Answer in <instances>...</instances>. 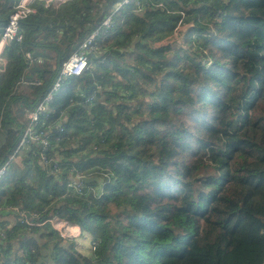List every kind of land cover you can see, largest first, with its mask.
I'll use <instances>...</instances> for the list:
<instances>
[{
  "label": "trees",
  "instance_id": "trees-1",
  "mask_svg": "<svg viewBox=\"0 0 264 264\" xmlns=\"http://www.w3.org/2000/svg\"><path fill=\"white\" fill-rule=\"evenodd\" d=\"M122 1L35 2L4 47L0 264H264V0ZM15 3L0 0V32ZM95 30L41 116L48 146L16 150ZM76 171L98 181L75 190Z\"/></svg>",
  "mask_w": 264,
  "mask_h": 264
},
{
  "label": "built area",
  "instance_id": "built-area-1",
  "mask_svg": "<svg viewBox=\"0 0 264 264\" xmlns=\"http://www.w3.org/2000/svg\"><path fill=\"white\" fill-rule=\"evenodd\" d=\"M68 0H16L14 10L9 15L8 20L0 32V63L5 68L6 57L4 55V47L7 44H11L13 41H20L22 33L19 31L18 21L21 18L27 16V14L34 12L35 9L32 6L35 2L43 3L44 6H57ZM127 0H123L121 3L116 5V9L119 8L122 4H125ZM138 4V3H137ZM110 16H107L102 24L108 26ZM186 28V26L178 25L174 33H181V30ZM97 34V30L93 31L88 37H86L78 46L73 49V52L70 54L69 58L65 60L58 72V75L51 87V90L44 96V98L39 101L35 107L31 110H27L25 116L27 119V124L21 134V137L18 141L16 150L27 146L30 142H37L45 149L48 146V140L46 139V133L42 129V123L40 122L41 116L45 115L47 112V105L50 101L52 94L56 91L61 81L69 76L80 75L87 67L88 54L92 51L94 38ZM26 57L30 58V54L26 53ZM1 70V69H0ZM20 85L26 84L24 79H21L19 82ZM15 150V152H16ZM12 158V156H11ZM40 161L43 164L48 163V159L44 153L40 154ZM5 164L0 167V178L5 170ZM79 173L80 176L77 177L76 174L73 176L72 180L69 183V186H72L75 190H80L81 183L83 181V175ZM21 214V213H20ZM21 216H24L21 214ZM52 226L59 232V234L64 238H76L79 236L80 229L77 225L62 219H48ZM25 222L29 225L38 224L33 222L30 218H25Z\"/></svg>",
  "mask_w": 264,
  "mask_h": 264
},
{
  "label": "rangeland",
  "instance_id": "rangeland-1",
  "mask_svg": "<svg viewBox=\"0 0 264 264\" xmlns=\"http://www.w3.org/2000/svg\"><path fill=\"white\" fill-rule=\"evenodd\" d=\"M186 30H187V28H183L182 30H181V33L178 35V33H173L172 35H171V37L166 41V43H174V42H179L180 44H181V42H183V40H182V38H183V36L184 35H182V34H185V32H186ZM174 32V31H173ZM164 43V42H163ZM4 65L2 64V63H0V69L2 70V67H3ZM5 69V68H4ZM9 209V211H12L13 209H11V208H8ZM7 218H9L11 221L13 220V217L12 216H9V217H7Z\"/></svg>",
  "mask_w": 264,
  "mask_h": 264
},
{
  "label": "water",
  "instance_id": "water-1",
  "mask_svg": "<svg viewBox=\"0 0 264 264\" xmlns=\"http://www.w3.org/2000/svg\"><path fill=\"white\" fill-rule=\"evenodd\" d=\"M75 47H73V49H74ZM95 123L98 125V130L100 129V127H101V123L100 122H98V121H95ZM93 180H97L98 181V177H90V176H84L83 177V181L84 182H91V181H93Z\"/></svg>",
  "mask_w": 264,
  "mask_h": 264
},
{
  "label": "bare ground",
  "instance_id": "bare-ground-1",
  "mask_svg": "<svg viewBox=\"0 0 264 264\" xmlns=\"http://www.w3.org/2000/svg\"><path fill=\"white\" fill-rule=\"evenodd\" d=\"M127 2H128V0H127ZM127 2H126V3H127ZM137 3H138V2H136V4H137ZM73 76H74V75H73ZM88 99H89V100L93 99V96L88 97ZM8 162H9V161H7V162L5 163L6 166L8 165ZM6 166H5V168H6ZM76 176L79 177L80 174H79V173H76ZM83 177H84V176H83Z\"/></svg>",
  "mask_w": 264,
  "mask_h": 264
},
{
  "label": "crops",
  "instance_id": "crops-1",
  "mask_svg": "<svg viewBox=\"0 0 264 264\" xmlns=\"http://www.w3.org/2000/svg\"><path fill=\"white\" fill-rule=\"evenodd\" d=\"M2 21V19H0V22ZM2 23H0V27L3 25H1ZM2 139H3V135H2V133L0 132V143H1V141H2Z\"/></svg>",
  "mask_w": 264,
  "mask_h": 264
}]
</instances>
